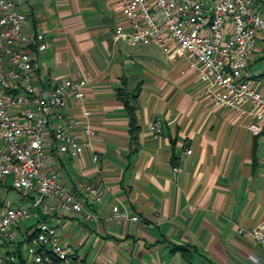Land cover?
Masks as SVG:
<instances>
[{
  "label": "crops",
  "instance_id": "crops-1",
  "mask_svg": "<svg viewBox=\"0 0 264 264\" xmlns=\"http://www.w3.org/2000/svg\"><path fill=\"white\" fill-rule=\"evenodd\" d=\"M20 1L25 31L42 33L48 43L34 54V85L48 93L64 78L84 81L97 132L88 152L99 160L90 164L83 154L51 148L46 165L60 171L85 212L42 211L15 228V243L31 237L41 219L57 228L68 264H264V247L248 233L264 222V129L255 134L239 112L215 107L187 60L116 42L129 29L115 0ZM256 5L264 14V3ZM246 74L264 94V39L256 40ZM119 89H139L136 140ZM157 121L160 138L151 131ZM87 186L102 192L101 202ZM11 202L19 207L29 199L21 194ZM114 205L139 221L114 223ZM86 212L94 219L87 221ZM58 262L45 256L44 264Z\"/></svg>",
  "mask_w": 264,
  "mask_h": 264
},
{
  "label": "built area",
  "instance_id": "built-area-1",
  "mask_svg": "<svg viewBox=\"0 0 264 264\" xmlns=\"http://www.w3.org/2000/svg\"><path fill=\"white\" fill-rule=\"evenodd\" d=\"M116 9L128 25L115 41L131 46H155L167 60L184 59L205 83L213 105L239 112L255 134L264 129V94L246 74L257 39H264V14L257 1L264 0H115ZM20 0H0V182L12 179V187L29 199L25 206H0V264H16L6 245L17 239L15 228L40 217V212L77 216L84 202L63 182L56 168H48L51 148L63 155H89L97 132L93 111L86 104L84 81L64 78L48 93L34 85L36 51L48 47L42 33L28 34ZM160 138L162 124L151 125ZM177 173L178 168H173ZM90 197L101 202L103 194L87 186ZM87 221L94 216L86 212ZM109 219L116 224L136 223L137 216L112 206ZM40 220V219H39ZM240 233L244 230L240 229ZM264 247V222L248 231ZM33 264H44L51 254L67 262L70 250L58 239L57 228L46 221L25 247Z\"/></svg>",
  "mask_w": 264,
  "mask_h": 264
},
{
  "label": "trees",
  "instance_id": "trees-1",
  "mask_svg": "<svg viewBox=\"0 0 264 264\" xmlns=\"http://www.w3.org/2000/svg\"><path fill=\"white\" fill-rule=\"evenodd\" d=\"M137 93L135 94H128L127 91H125L124 89H119L117 91V96L123 101L124 103V107L129 119V131H130V135L132 136V138L134 140H136L137 135L139 133L140 127L138 126L137 123V118H136V109H137V104L135 103L136 99L138 98V93H139V89H137L136 91ZM48 167V166H47ZM48 168H52V167H48ZM3 183V182H0ZM13 188V187H12ZM14 189V188H13ZM16 190V189H15ZM20 194L21 192L19 190H17ZM74 193V192H73ZM54 213V212H53ZM40 221H44V220H39L38 223ZM38 225V224H37ZM37 235V226H36V230L34 231L33 234H31V237H27V239L25 241H20L19 243H15L16 241H12L10 243H8L5 247L7 249V246L9 244H15L16 248L13 250V252H10L7 250L8 254H13L16 256V259L20 262L21 264H24V259H23V255H22V246L24 245V250L26 246H30L33 244L34 239L36 238ZM26 252V250H25ZM27 255V253H26ZM28 257V256H27ZM28 260V258H27ZM17 263V262H16ZM32 263V262H31ZM33 264V263H32ZM70 264H75L73 262H71Z\"/></svg>",
  "mask_w": 264,
  "mask_h": 264
},
{
  "label": "rangeland",
  "instance_id": "rangeland-1",
  "mask_svg": "<svg viewBox=\"0 0 264 264\" xmlns=\"http://www.w3.org/2000/svg\"><path fill=\"white\" fill-rule=\"evenodd\" d=\"M11 184H12L11 177L9 178L8 187H5V186L0 184V200L2 198H4L3 199L4 200V204L3 205L10 206L11 203H12L11 202L12 200H20L21 199V194L17 190L13 189L11 187ZM9 202H11V203H9ZM12 205H14V204L12 203ZM23 255L27 256L25 251L23 252ZM68 263H69V261H67L66 263L65 262H58L57 264H68ZM26 264H30V263L27 262Z\"/></svg>",
  "mask_w": 264,
  "mask_h": 264
}]
</instances>
